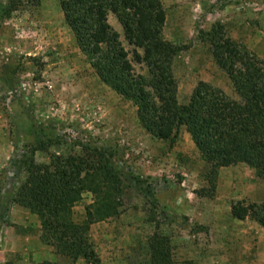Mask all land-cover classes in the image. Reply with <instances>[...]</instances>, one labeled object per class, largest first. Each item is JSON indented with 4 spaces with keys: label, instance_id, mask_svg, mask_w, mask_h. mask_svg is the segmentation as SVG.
<instances>
[{
    "label": "rangeland",
    "instance_id": "374dc122",
    "mask_svg": "<svg viewBox=\"0 0 264 264\" xmlns=\"http://www.w3.org/2000/svg\"><path fill=\"white\" fill-rule=\"evenodd\" d=\"M5 1L0 0V264H89L56 254L41 237L38 217L12 201L29 146L48 138L52 145L35 153L39 163L77 152L69 145L74 141H107L119 147L114 164L123 161L135 175L156 178L150 181L155 199L129 189L119 215L90 225L102 264H150L148 237L155 231L169 239L171 264H264V227L250 218L243 227L225 222L239 202L264 201V179L244 163L231 171L219 168L211 178L184 128L173 143L147 133L135 106L93 72L64 22L60 0H20L16 10L3 13ZM162 1L163 36L183 46L173 60L178 101H188L200 80L238 99L204 32L220 22L223 35L264 59V0ZM236 11L241 32L232 21ZM120 39L128 47L122 33ZM246 192L249 198H241ZM90 202L92 194L83 192L72 208L75 221L84 219ZM201 208H213L214 215L203 221L196 213Z\"/></svg>",
    "mask_w": 264,
    "mask_h": 264
},
{
    "label": "trees",
    "instance_id": "16d2710c",
    "mask_svg": "<svg viewBox=\"0 0 264 264\" xmlns=\"http://www.w3.org/2000/svg\"><path fill=\"white\" fill-rule=\"evenodd\" d=\"M19 2L6 0L3 13L16 10ZM60 8L95 75L135 106L138 122L147 133L173 143L184 128L209 166L211 178L220 167L244 163L264 179V59L223 35L222 23L216 22L204 33L215 63L227 74L238 99L200 80L188 101L180 103L173 60L183 46L163 36L162 0H60ZM109 14L121 25L128 47L109 23ZM52 143L48 138L29 146L12 201L38 217L41 237L56 254L102 264L89 238L90 225L119 215L129 189L155 199L152 182L156 178L135 175L123 161L114 164L119 147L107 141H74L69 145L77 152L37 162L35 153ZM83 192L92 194V202L85 207L84 219L77 222L72 208ZM231 213L264 227V201L239 202ZM158 214L162 221L168 220L163 212ZM148 248L150 264L173 262L165 234L153 232Z\"/></svg>",
    "mask_w": 264,
    "mask_h": 264
},
{
    "label": "crops",
    "instance_id": "0c3cea01",
    "mask_svg": "<svg viewBox=\"0 0 264 264\" xmlns=\"http://www.w3.org/2000/svg\"><path fill=\"white\" fill-rule=\"evenodd\" d=\"M163 2V1H162ZM238 2H240V4L242 3V0H239ZM251 15H253L254 16V14H251ZM109 16H111L113 19H116L112 14H110ZM109 16H108V21H109ZM232 17H234L233 18V20L232 21H235L239 26H238V28L235 30V32H241V31H244V30H241V29H239V27H241V24H242V22H238V20L240 19V17H242V16H240V14H239V12H237L236 11V13H234L233 14V16ZM117 24H115V25H112L110 22V24H111V26L113 27V29L114 30H116L119 34H121L122 33V28H121V25L119 24V22L116 20L115 21ZM231 22V21H230ZM259 38H261V37H259ZM187 102V101H186ZM241 163H238V164H234V165H229V166H223V167H220V171H222V169H237V167L240 165ZM229 171H231V170H229ZM252 181L254 182V180L252 179ZM249 195H250V193L249 192H246V194H245V196H243L242 194L240 195V197L241 198H243V197H245V198H249ZM212 209V210H211ZM211 209H209V208H201V209H196L197 211H196V213L198 214V215H200V217H205V218H203V221H205L204 219H206V217H207V215H214V211H213V208H211ZM212 211V212H211ZM211 212V213H210ZM228 212V214H229V210L227 211ZM231 215V214H230ZM228 219V220H227ZM226 220H227V222H226ZM221 222H223V221H221ZM225 222L228 224V225H231V226H233V225H239V226H241V227H243V225H245L246 224V221L245 220H240V219H237V218H233V217H226L225 218ZM209 223V222H208ZM211 223H212V225L213 224H216V222L215 221H211ZM223 224V223H222Z\"/></svg>",
    "mask_w": 264,
    "mask_h": 264
}]
</instances>
